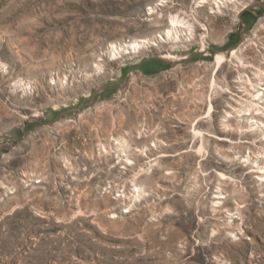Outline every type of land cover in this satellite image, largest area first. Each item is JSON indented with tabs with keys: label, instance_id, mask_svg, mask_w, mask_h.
Instances as JSON below:
<instances>
[{
	"label": "rangeland",
	"instance_id": "1",
	"mask_svg": "<svg viewBox=\"0 0 264 264\" xmlns=\"http://www.w3.org/2000/svg\"><path fill=\"white\" fill-rule=\"evenodd\" d=\"M202 1L0 0V264H264V0Z\"/></svg>",
	"mask_w": 264,
	"mask_h": 264
},
{
	"label": "bare ground",
	"instance_id": "2",
	"mask_svg": "<svg viewBox=\"0 0 264 264\" xmlns=\"http://www.w3.org/2000/svg\"><path fill=\"white\" fill-rule=\"evenodd\" d=\"M214 1L221 8L222 7L221 5L224 4V1H227V0H214ZM207 2H208V0L202 1V3H207ZM185 28L190 29V27H189L188 23L185 21V19H182L181 17L172 14L170 16V28L165 31V35L163 38L164 39L165 38H168V39L171 38L174 40H181L182 39L181 34L183 32V29H185ZM148 44H150V42L135 41V42L129 44L128 48L130 50L134 49V51L136 53H140L141 51H143V49ZM113 49H114V52L116 54H121L123 51H127L123 47L119 48L118 46H115V45H114ZM239 52L240 51L238 49H233L231 51V54H232V56L239 58ZM228 58H229V56L226 53H218L215 57L216 63H217V69H220L229 60ZM256 89H257V94L254 96L255 100H258V101H261L262 103H264V87L258 86V87H256ZM256 124H258V122H256ZM258 128L261 129V131L263 132V137H264V122H261V125L260 126L258 125ZM122 147L124 149V152L126 153V145L122 144ZM260 155H262V158H264V153L257 154L256 156L247 157L246 158L247 161H245V162H247L249 165H251V168L253 170L252 172H253V174H256V176H257L256 179L259 182V184L260 183L263 184L264 183V161L261 160ZM221 199H223V197H221Z\"/></svg>",
	"mask_w": 264,
	"mask_h": 264
}]
</instances>
